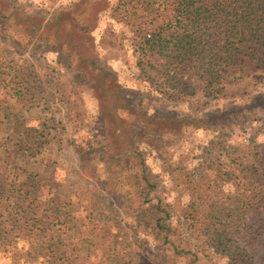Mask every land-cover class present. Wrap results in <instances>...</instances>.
I'll return each mask as SVG.
<instances>
[{"label": "rangeland", "instance_id": "374dc122", "mask_svg": "<svg viewBox=\"0 0 264 264\" xmlns=\"http://www.w3.org/2000/svg\"><path fill=\"white\" fill-rule=\"evenodd\" d=\"M80 1L0 0V106H12L7 113L0 109V183L13 202L16 193L9 192L3 168L32 172L52 212L67 225L39 232L33 240L45 249L30 248L0 208L6 213L0 264H185L156 230L158 207L170 213L171 241L186 243L197 263L232 264L205 230L210 219L224 215L214 200L230 206L229 193L249 185L239 170L264 160V61L257 70L226 75L223 90L206 103L194 72L178 71L172 81L176 69L165 54L151 56L142 48L145 32L172 17L169 1ZM81 13L94 16L86 41L76 35L64 46L53 35L46 39L43 28L17 22L34 16L46 23L64 14L69 24ZM251 47L260 45H240L244 52ZM91 62L102 72L98 77ZM101 75L125 103L98 96ZM2 81L23 93L25 106L15 103ZM145 124L154 137L143 135ZM93 141L107 143L98 150L114 155V165L107 158L97 171L89 155ZM138 151L137 161L155 185L147 202L137 199L126 171L113 176L109 169L117 171V159L125 164ZM46 175L50 183L43 181ZM247 240L241 243L249 245ZM258 248L261 262L254 264H264V240Z\"/></svg>", "mask_w": 264, "mask_h": 264}, {"label": "trees", "instance_id": "16d2710c", "mask_svg": "<svg viewBox=\"0 0 264 264\" xmlns=\"http://www.w3.org/2000/svg\"><path fill=\"white\" fill-rule=\"evenodd\" d=\"M166 1H169L173 8L172 17L153 27L150 32L146 31L141 45L151 56L159 53L165 54V57L169 59L167 61L169 68L176 69L172 81L178 76V71L194 72L193 75L198 78L197 82L204 85L203 90L208 99L206 103H210L212 99L210 96L213 97L215 92L223 90L222 84L226 75L231 72L253 71L263 66L264 56L261 48L264 47V0ZM84 3L85 1H80L81 6ZM81 14L82 16L76 17L75 21L71 19L69 24L64 22L67 17L64 14L46 23L44 21L39 23L34 16L20 17L17 22H29L36 31L43 28L45 36H42L47 39L49 35H53L56 42L64 46L65 43L71 42L76 35L85 38L86 41V36L91 31L90 27L94 24V16ZM71 27H73L72 30ZM50 29L54 31L49 32ZM246 42L256 43L260 45V48L251 47L248 52H244L240 45ZM86 59L87 57L84 58V60ZM91 65L93 69L97 70L98 77L102 72L93 62ZM99 80L102 82L97 85L100 98H114L117 105L120 102L121 104L125 103L112 83L106 84L102 75ZM2 84L10 96L15 99L16 104L25 106L27 100L21 91L7 89L5 81H2ZM11 108L12 106H0V109L6 113ZM110 129L119 130L117 126H112ZM152 132L153 128L146 126L143 135L154 137ZM114 136L122 135L117 133ZM124 137L126 141L130 142L128 136L124 135ZM99 144L93 141L90 146L94 148L89 150V155L98 165V172H100L99 166L105 165L107 158L108 163L113 165L115 161L111 158H115L114 155L109 154L108 157L98 150L107 143L103 141L101 146ZM111 152L114 153V151ZM235 152L237 150L234 151V156ZM132 155L133 157L127 158L125 164L121 160H116L115 165L119 168L117 171L113 166H109V169H113V176H118L126 171L127 174L123 176L128 179L137 199L147 202L155 185L146 176L144 163L142 165L141 162L140 165L137 161L139 157L142 158V152H134ZM117 156L120 157L119 154ZM246 157L252 160L249 158L252 157L251 155L248 154ZM10 166L13 165L10 164ZM3 170L5 184L11 186L9 192L16 193V200L12 202V197L4 194L6 187L0 183V208L5 209L8 213L7 218L14 222L13 232L16 233V237L29 239L30 248L43 249L44 247L37 246L33 239L39 237V232L47 231L48 228L54 229L57 224L62 223L63 227L67 228L65 221L61 215L52 212L49 201L44 195V189L39 188L41 179L20 167L13 169L4 167ZM232 173L235 175L237 169ZM238 174L241 179L247 180L249 185L242 186L243 190L229 193V196L232 194L234 198H238H231L230 206L228 204H220V206L217 203L219 200H214L213 205L216 206L218 214L224 215L220 220L218 217H214L213 222L210 219L205 233L211 232L210 242L227 255L230 263L254 264L261 262L257 253L259 245L264 240V160L256 159L252 163H246ZM47 178L50 183L51 175H46L43 181L46 182ZM219 193L222 194L220 191ZM158 211L162 215L156 217L155 225L164 244L182 256L187 262L185 264H200L197 263L198 255L191 252L186 243L181 241L180 244H175L171 241L173 227L168 221L170 213L161 207H158ZM4 217H6V213H0V219ZM40 224L42 226H38ZM28 225L30 227L26 229ZM244 232L247 234L245 237ZM242 238L248 239L249 245L242 244ZM52 260L54 261V257L50 258L49 263H53ZM262 260L264 261V259Z\"/></svg>", "mask_w": 264, "mask_h": 264}]
</instances>
